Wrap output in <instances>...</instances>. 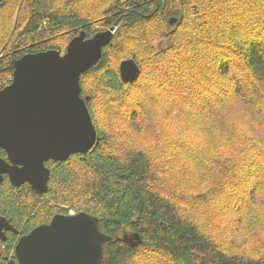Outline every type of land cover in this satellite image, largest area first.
<instances>
[{
    "label": "trees",
    "instance_id": "1",
    "mask_svg": "<svg viewBox=\"0 0 264 264\" xmlns=\"http://www.w3.org/2000/svg\"><path fill=\"white\" fill-rule=\"evenodd\" d=\"M113 28L81 76L98 142L49 160L45 193L0 184L17 230L0 264L71 210L112 237L101 264H264V0H0V91L24 55ZM130 58L141 73L126 83Z\"/></svg>",
    "mask_w": 264,
    "mask_h": 264
},
{
    "label": "water",
    "instance_id": "2",
    "mask_svg": "<svg viewBox=\"0 0 264 264\" xmlns=\"http://www.w3.org/2000/svg\"><path fill=\"white\" fill-rule=\"evenodd\" d=\"M174 25L177 18H171ZM114 28L86 38L81 32L62 53L51 49L24 55L15 64L13 79L0 91V182L8 174L13 185L29 182L39 193L48 190L46 161H63L86 153L98 142L87 101L82 97L81 76L102 57L114 37ZM124 82L135 81L141 69L133 59L121 61ZM13 229L0 217V238ZM14 230V229H13ZM136 244L138 233L124 234ZM112 237L102 231L98 216L82 211L56 214L21 236L10 264H101L104 246Z\"/></svg>",
    "mask_w": 264,
    "mask_h": 264
},
{
    "label": "flooded vegetation",
    "instance_id": "3",
    "mask_svg": "<svg viewBox=\"0 0 264 264\" xmlns=\"http://www.w3.org/2000/svg\"><path fill=\"white\" fill-rule=\"evenodd\" d=\"M114 34H115V30H114ZM5 150V149H4ZM6 151V150H5ZM6 154H7V152H6ZM0 157H3V156H0ZM4 159H6V160H8V157L6 156V157H3ZM49 161V160H48ZM48 161H46V163L48 162ZM47 166V165H46ZM48 167V166H47ZM49 168V167H48ZM6 179H8L10 182H11V180H10V177H9V175L8 174H4V176H3V180L0 182V184L1 183H3ZM49 182H50V178H49V181H48V189H49ZM12 183V182H11ZM27 184H29L30 186H31V184L29 183V182H26ZM26 183H23V184H26ZM23 184H21V185H23ZM20 185V186H21ZM15 186V185H14ZM17 187V186H16ZM32 188V187H31ZM33 189V188H32ZM34 190V189H33ZM36 193H39V192H37L36 190H34ZM48 191V190H47ZM46 191V192H47ZM43 193H45V192H43ZM39 194H42V193H39ZM75 213L73 210H71L70 212H68V213H66V212H59V213H57V214H73V213ZM56 215V214H55ZM0 217H4V216H1L0 215ZM5 218V217H4ZM7 219V218H6ZM52 219V218H51ZM51 219L49 220V222L51 221ZM7 221H8V219H7ZM9 222V221H8ZM49 222H45V223H42V224H46V223H49ZM41 225V224H40ZM39 226V225H38ZM37 227V226H36ZM14 229V228H13ZM13 229H11V230H5L4 229V231H5V233H7L8 231H13V232H15V233H17V230H13ZM34 229V228H33ZM29 233V232H28ZM27 234V233H26ZM25 235V234H24ZM23 236V235H22ZM21 237V236H20ZM19 237V238H20ZM1 239V238H0ZM1 240H3V239H1ZM7 240V234H6V238H5V240H3V241H6ZM19 240V239H18ZM18 242V241H17ZM16 256V255H15ZM17 260V259H16Z\"/></svg>",
    "mask_w": 264,
    "mask_h": 264
},
{
    "label": "rangeland",
    "instance_id": "4",
    "mask_svg": "<svg viewBox=\"0 0 264 264\" xmlns=\"http://www.w3.org/2000/svg\"><path fill=\"white\" fill-rule=\"evenodd\" d=\"M247 128L251 129L253 133L257 134L256 128L252 125H247Z\"/></svg>",
    "mask_w": 264,
    "mask_h": 264
},
{
    "label": "built area",
    "instance_id": "5",
    "mask_svg": "<svg viewBox=\"0 0 264 264\" xmlns=\"http://www.w3.org/2000/svg\"><path fill=\"white\" fill-rule=\"evenodd\" d=\"M73 213V212H72Z\"/></svg>",
    "mask_w": 264,
    "mask_h": 264
}]
</instances>
